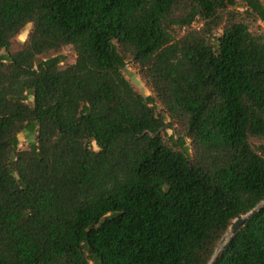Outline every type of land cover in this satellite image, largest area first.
I'll use <instances>...</instances> for the list:
<instances>
[{
	"label": "trees",
	"instance_id": "obj_1",
	"mask_svg": "<svg viewBox=\"0 0 264 264\" xmlns=\"http://www.w3.org/2000/svg\"><path fill=\"white\" fill-rule=\"evenodd\" d=\"M244 2L0 0V264L211 263L264 202V33L247 22L264 0ZM214 264H264V209Z\"/></svg>",
	"mask_w": 264,
	"mask_h": 264
},
{
	"label": "rangeland",
	"instance_id": "obj_2",
	"mask_svg": "<svg viewBox=\"0 0 264 264\" xmlns=\"http://www.w3.org/2000/svg\"><path fill=\"white\" fill-rule=\"evenodd\" d=\"M238 3H239L238 9H240L242 11L246 9V4H245L244 0H238ZM247 22H249L251 24V27L253 30L264 33V22L262 20L250 19ZM193 26L199 27L200 23H194ZM31 28H32V24L28 25L27 28L20 34L18 39L22 42L25 41L28 37V34H29ZM65 53L68 56V59L70 61L75 60V54H74V51L71 49V47L66 48ZM125 73H126L127 78L132 82V84L141 93H143L146 96L153 94L150 87H148L146 82L142 79L139 69L136 68L133 64H129L127 66ZM32 102H33V98H30L29 103H32ZM158 110L160 112H162L163 114H167L165 108H163V106H161L159 104H158ZM170 121H171V119L168 117L167 123H170ZM170 132H172V130H170ZM35 140H36V134H30L28 132L21 133L20 134V148L21 149L27 148L29 146V143L31 141H35ZM95 148L96 149L98 148L97 145H95ZM228 240H229V237L224 242L222 240L223 243L221 242L220 247H222V245H224Z\"/></svg>",
	"mask_w": 264,
	"mask_h": 264
},
{
	"label": "water",
	"instance_id": "obj_3",
	"mask_svg": "<svg viewBox=\"0 0 264 264\" xmlns=\"http://www.w3.org/2000/svg\"><path fill=\"white\" fill-rule=\"evenodd\" d=\"M264 209V202H262L261 204H259L256 208H254L253 210H251L250 212H248L246 215L238 218L233 225L230 227L229 231L227 232V235L224 237L223 242L229 237V241L230 239L235 235V233L249 220L251 219L256 213L260 212L261 210ZM222 242V243H223ZM226 243L224 245H222V247H220V249L218 250V252L216 253V255L214 256L213 260L211 261L210 264H214L216 262V260L219 258L220 253L222 252V250L225 248Z\"/></svg>",
	"mask_w": 264,
	"mask_h": 264
}]
</instances>
